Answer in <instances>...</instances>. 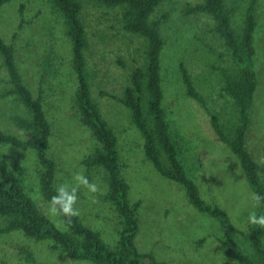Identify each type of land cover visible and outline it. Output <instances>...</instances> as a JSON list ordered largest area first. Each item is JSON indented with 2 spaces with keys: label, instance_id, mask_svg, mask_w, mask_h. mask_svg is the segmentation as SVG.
<instances>
[{
  "label": "rangeland",
  "instance_id": "374dc122",
  "mask_svg": "<svg viewBox=\"0 0 264 264\" xmlns=\"http://www.w3.org/2000/svg\"><path fill=\"white\" fill-rule=\"evenodd\" d=\"M79 1L85 6L84 18L91 39L88 57L93 73L92 94L118 136L122 174L130 186L129 201L137 206L138 250L153 253L160 264H239L220 249L224 239L220 222L192 205L186 189L164 177L148 159L144 139L130 110L120 100L131 84L132 65L141 54L137 38L123 30L117 11L99 8L89 0ZM202 1L163 0L155 15L163 25L165 37L163 105L189 176L198 184L207 203L228 212L239 243L253 254L252 229L257 227L250 225L247 217L253 210L263 214V207H253L254 191L240 158L213 132L209 113L187 95L180 72L183 60L211 104L217 107L221 103L223 78L213 70V65L220 53L227 63L228 49L214 32L215 23L208 14H188V7ZM226 1L234 10L233 28L242 32L251 0ZM256 15L255 69L259 83L246 148L258 163L264 180V165L260 163L264 160V0H258ZM0 34L13 46L24 82L36 98L42 99L52 126L49 155L57 164L55 184L83 172L98 185L97 202L92 203L82 189L76 207L82 221L100 231L103 239L116 248L121 217L107 198L105 170L84 161L101 144L82 122L75 102L78 78L63 19L52 10L48 0H10L0 6ZM3 77L1 74L0 78ZM226 103L231 111L232 101ZM17 108L13 100L0 98V124L9 122ZM0 155L26 191L38 188L41 192V165L34 149L0 144ZM42 197L35 202L47 214L48 202ZM57 226L65 229L63 224ZM0 264L96 263L74 260L62 249L53 248L51 241L37 240L17 230L0 235Z\"/></svg>",
  "mask_w": 264,
  "mask_h": 264
},
{
  "label": "trees",
  "instance_id": "16d2710c",
  "mask_svg": "<svg viewBox=\"0 0 264 264\" xmlns=\"http://www.w3.org/2000/svg\"><path fill=\"white\" fill-rule=\"evenodd\" d=\"M10 0H0V6ZM52 10L64 22L72 43L73 68L78 86L75 102L81 120L94 132L101 147L86 158L88 165L102 167L107 183V198L121 217L122 228L116 248H112L100 231L87 225L80 216L72 219L67 230L57 226L26 194L24 185L0 155V235L22 231L37 240H49L53 248L62 249L74 260L96 264H160L153 253L140 252L135 239L139 232L137 206L129 201L130 186L122 174L118 136L103 117L92 94V76L88 51L90 34L84 18L85 6L79 0H48ZM99 8L118 12L117 20L123 30L137 38L140 57L132 65L131 84L120 100L131 112V118L144 139V150L155 168L166 178L182 185L192 205L217 219L224 231L220 249L233 256L239 264H264V229H252L253 254L239 243L238 235L228 212L218 205L207 203L198 184L189 176L180 158V147L171 132L164 108L162 54L165 46L163 25L155 17L163 0H89ZM258 0H251L242 32L233 28V8L226 0H203L188 7V14L206 13L214 21V32L221 36L228 49L213 65L223 78L221 103L217 107L205 97L199 81L182 60L181 76L189 97L209 113L213 132L240 158L245 175L254 192L264 195V180L259 165L246 148V138L252 121V106L258 89L255 69V31ZM0 98L11 99L17 112L9 122L0 124V144L32 148L41 165L39 184L48 202L55 194L57 164L49 155L52 126L41 98H36L25 84L18 66L15 50L0 34ZM232 101L228 111L226 101ZM225 103V104H224ZM224 104V106H223ZM18 109L20 111H18ZM264 214V201L261 202Z\"/></svg>",
  "mask_w": 264,
  "mask_h": 264
},
{
  "label": "clouds",
  "instance_id": "9594fccd",
  "mask_svg": "<svg viewBox=\"0 0 264 264\" xmlns=\"http://www.w3.org/2000/svg\"><path fill=\"white\" fill-rule=\"evenodd\" d=\"M264 165V160L260 161ZM84 189L89 194L92 203H96L95 194L100 189L95 182H90L88 177L83 172L75 173L70 180H63L55 186V194L52 195L47 204V215L57 225H70L72 219L80 215L79 209L76 207L79 199V193ZM28 197L35 201L41 200L42 194L38 188H33L31 191H26ZM253 207H259L264 201V195L253 192L251 194ZM247 222L257 228L264 229V214H257L255 210L248 214ZM67 230V227H65Z\"/></svg>",
  "mask_w": 264,
  "mask_h": 264
}]
</instances>
